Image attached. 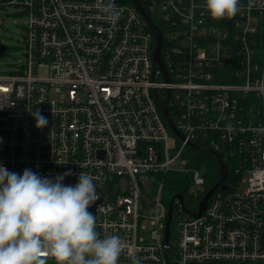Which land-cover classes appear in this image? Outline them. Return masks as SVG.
<instances>
[{"label": "built area", "instance_id": "obj_1", "mask_svg": "<svg viewBox=\"0 0 264 264\" xmlns=\"http://www.w3.org/2000/svg\"><path fill=\"white\" fill-rule=\"evenodd\" d=\"M139 1L161 32L168 78L132 0H112L115 23L102 11L109 0L0 1L28 16L25 58L0 72V165L49 179L71 172L63 184L72 186L80 172L92 175L99 199L89 211L101 237L125 242L119 264H264V0H241L223 20L205 0ZM199 149L217 153L228 175L194 216L210 188ZM170 172L188 177L198 202H186L189 186L175 199L166 243Z\"/></svg>", "mask_w": 264, "mask_h": 264}, {"label": "clouds", "instance_id": "obj_2", "mask_svg": "<svg viewBox=\"0 0 264 264\" xmlns=\"http://www.w3.org/2000/svg\"><path fill=\"white\" fill-rule=\"evenodd\" d=\"M255 3L248 0L249 7ZM101 7L111 22L119 19L112 0ZM204 7L213 20L231 19L241 0H205ZM31 114L38 129L47 126L38 109ZM69 175L49 179L30 169L20 175L0 165V264H119L125 242L115 234L101 237L89 211L99 199L94 177L80 172L74 186L64 185Z\"/></svg>", "mask_w": 264, "mask_h": 264}, {"label": "rangeland", "instance_id": "obj_3", "mask_svg": "<svg viewBox=\"0 0 264 264\" xmlns=\"http://www.w3.org/2000/svg\"><path fill=\"white\" fill-rule=\"evenodd\" d=\"M28 16L24 7L15 4L0 6V72H14L18 70L25 58V40ZM176 137L171 136L170 145L174 147ZM206 166L202 167L201 173L204 174ZM246 184H241L243 189ZM192 184L189 186L186 195V202L189 205H197V199H192L191 194L195 190ZM204 191L205 186H199ZM168 198L170 200L171 196ZM174 225V223H173Z\"/></svg>", "mask_w": 264, "mask_h": 264}, {"label": "water", "instance_id": "obj_4", "mask_svg": "<svg viewBox=\"0 0 264 264\" xmlns=\"http://www.w3.org/2000/svg\"><path fill=\"white\" fill-rule=\"evenodd\" d=\"M132 1L139 8L140 12L149 20L151 26L153 27V29H154V31L156 33V36H157V46H156L155 52H154V60L163 69L166 77L168 78L167 72H166V70L164 68V65H163V62H162V59H161V55H160L161 45H162V35H161V32H160L159 28L155 25V23H153V21H151L149 15H147V13H146L145 9L143 8L141 2L139 0H132ZM161 107H162L164 116L166 117V120L168 122L169 127L172 129V131L176 135H178L181 138H184V136L179 131V129L176 127V125H175V123L173 121V118H172L171 113L169 111V108L167 106V101L162 102L161 103ZM190 145L193 148H198V146L196 144H194V143H190ZM206 151L212 153L217 158L218 163H219V166H220V178L218 179V181L214 185H212L208 189V191L202 197V199L199 202V208H198V210L193 213L194 216H200L203 213V211L207 207V203H208L209 198L216 191V189H218L219 187L220 188H224L225 187V185L223 184V182L225 181V179H226V177L228 175L227 165L224 163V161L222 160V158L217 153H215L213 150H211V149H207ZM187 189H188V186H186L183 191H186ZM176 198H178L183 203L184 196H183L182 191L173 194L171 196V198H170V201H169V214H168L167 226H166V243H168V241H169L170 223H171L172 211H173V202H174V200Z\"/></svg>", "mask_w": 264, "mask_h": 264}, {"label": "trees", "instance_id": "obj_5", "mask_svg": "<svg viewBox=\"0 0 264 264\" xmlns=\"http://www.w3.org/2000/svg\"><path fill=\"white\" fill-rule=\"evenodd\" d=\"M0 1H8V0H0ZM195 154L197 155V166L203 167L206 166L207 170V189L214 185L218 179L220 178V166L217 158L210 152L204 150H196ZM199 156V157H198ZM165 182V196L166 199L169 200L168 196L171 194H175L177 192H181L185 189L186 186H189V179L187 176H184L177 172L167 173Z\"/></svg>", "mask_w": 264, "mask_h": 264}, {"label": "flooded vegetation", "instance_id": "obj_6", "mask_svg": "<svg viewBox=\"0 0 264 264\" xmlns=\"http://www.w3.org/2000/svg\"><path fill=\"white\" fill-rule=\"evenodd\" d=\"M182 193H183V196H185V191H182ZM175 201V200H174Z\"/></svg>", "mask_w": 264, "mask_h": 264}]
</instances>
